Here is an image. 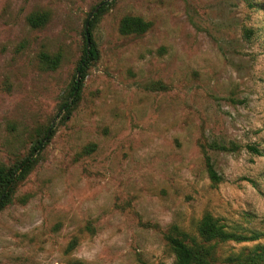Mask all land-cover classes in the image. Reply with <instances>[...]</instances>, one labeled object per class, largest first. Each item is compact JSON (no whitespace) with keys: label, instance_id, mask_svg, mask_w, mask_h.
I'll use <instances>...</instances> for the list:
<instances>
[{"label":"rangeland","instance_id":"1","mask_svg":"<svg viewBox=\"0 0 264 264\" xmlns=\"http://www.w3.org/2000/svg\"><path fill=\"white\" fill-rule=\"evenodd\" d=\"M41 140L0 210V264H177L169 236L216 264L264 251V0H0V164ZM208 214L245 240L205 242Z\"/></svg>","mask_w":264,"mask_h":264},{"label":"trees","instance_id":"2","mask_svg":"<svg viewBox=\"0 0 264 264\" xmlns=\"http://www.w3.org/2000/svg\"><path fill=\"white\" fill-rule=\"evenodd\" d=\"M100 9L97 12H94L93 18L97 17L99 13L104 10L108 5V1H103ZM100 3V4H101ZM93 20H90V28L93 24ZM147 27V24L139 17H126L122 22V31L124 33L131 32H139L144 31ZM88 31V32H89ZM250 30H247V34ZM90 38L91 45L88 47V41L85 48L84 55L78 65V72L81 74V78L84 77L87 69L90 67L93 61H95L98 57V51ZM80 78V81H81ZM76 81L74 90L75 93L72 94L73 103L78 100L80 93V85L81 82ZM72 104L66 102L63 104L62 108L70 111ZM44 144L43 140L38 142L31 150L29 155L21 160L17 165L14 166H6L4 164H0V210L8 203L10 198V193L14 187V185L22 180L26 174L29 172L31 166L36 160L37 153L42 150ZM213 147L216 149H230L224 142H215ZM234 146H232L233 148ZM255 152H260L258 147L250 146ZM207 170L210 178L214 182L221 181V176L216 170L210 156L207 155ZM9 188V190H8ZM200 237L205 241L209 242L212 240L219 241H227L234 240L237 242L245 240L244 236L237 234L236 232H232L225 228L224 225L219 224L218 220L214 219L210 214L205 215L198 227ZM171 248L173 249L176 255V263L177 264H216V257L214 255V244H203L199 243L195 240V244L190 245L185 242L184 239L180 237L169 236L168 237ZM195 245V246H194ZM235 257H232L233 264H260V261L264 259V251H255L251 254L243 255L234 254Z\"/></svg>","mask_w":264,"mask_h":264},{"label":"water","instance_id":"3","mask_svg":"<svg viewBox=\"0 0 264 264\" xmlns=\"http://www.w3.org/2000/svg\"><path fill=\"white\" fill-rule=\"evenodd\" d=\"M102 4H103V3L99 4V5L96 7V9L94 10V12H97V11L100 9V7L102 6ZM94 12H92V13L90 14V16L88 17V20H87V22H86V27H85V28H86V32H87L88 47L91 45V43H90V38H89V32H88V30H89V24H90V20H91V18L93 17ZM78 81H80V75H79V77H78Z\"/></svg>","mask_w":264,"mask_h":264}]
</instances>
